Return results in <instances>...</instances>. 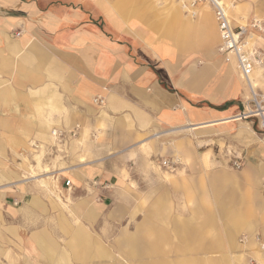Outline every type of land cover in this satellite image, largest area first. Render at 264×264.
Wrapping results in <instances>:
<instances>
[{"label":"crops","instance_id":"crops-1","mask_svg":"<svg viewBox=\"0 0 264 264\" xmlns=\"http://www.w3.org/2000/svg\"><path fill=\"white\" fill-rule=\"evenodd\" d=\"M222 3L233 25L264 14V0ZM197 7L0 0V264L264 260L262 130L239 116L248 89L217 49L213 8ZM256 43L264 56V32ZM249 75L264 93V60ZM181 126L190 128L168 132ZM55 128L76 135L56 146ZM193 133L207 144L235 138L241 169L186 163L163 184L149 160L167 149L164 138L182 151ZM24 171L28 180H17ZM8 176L16 180L3 189ZM48 186L58 195L36 189Z\"/></svg>","mask_w":264,"mask_h":264},{"label":"built area","instance_id":"built-area-1","mask_svg":"<svg viewBox=\"0 0 264 264\" xmlns=\"http://www.w3.org/2000/svg\"><path fill=\"white\" fill-rule=\"evenodd\" d=\"M222 1L193 0L194 3H207L213 8L220 36L217 49L222 54H231L234 57L235 68L248 89V96L242 98V109L239 116L243 118H257L262 130V140L264 143V93L252 86L249 75L256 63L263 64L264 56L261 47L256 42H248L251 33L260 34L264 32V14H253L247 23L233 25ZM94 101L99 105L104 104V99L100 96L94 98ZM51 133L57 143L63 144L67 143L70 136L76 135V128H55L52 129ZM161 163L168 168L174 169V162H171L170 159H163ZM236 166H239L237 162ZM64 184L70 187L71 180L66 179Z\"/></svg>","mask_w":264,"mask_h":264},{"label":"rangeland","instance_id":"rangeland-1","mask_svg":"<svg viewBox=\"0 0 264 264\" xmlns=\"http://www.w3.org/2000/svg\"><path fill=\"white\" fill-rule=\"evenodd\" d=\"M191 9L192 8H188L187 11H188V13H191L194 15L195 13H193V11ZM258 34L259 33H256V35H257L256 39L258 38ZM256 39L254 40L255 42H256ZM244 86H245V84H244ZM245 88H246V86H245ZM244 97L245 96H242V98H244ZM178 134H179L178 136H183V137L185 136V133H182V132L181 133L179 132ZM188 139L190 140V143L189 144H185V143L182 144L181 145L182 151H170V148H172L171 144L173 143L174 138H169V139L164 138L163 139L164 146L167 145V149H165L163 151V153H161V154L153 155L151 157V159L149 160L151 163H154L162 171L163 184L167 183L168 180L172 179L174 177L173 174H176L179 171H182V169L185 168L186 163L187 164H191V163L199 164V163L210 162V163L218 164L220 166H225L234 172L241 169V167L243 165L244 154L238 150H240V148L243 145L240 144L238 141H235V138L229 139V141H231V142L227 141L224 143H219V142H217L216 139H214L213 141H210V143L207 144L203 141V138L200 137V135L198 136V135L193 133V135H190ZM206 139H208V138L206 137ZM229 144H230V146H228ZM261 144H263L262 137H261ZM172 146H173V144H172ZM187 150H188V152H190L189 154H191V156H189V154H187L185 152ZM166 158L170 159L171 162H174V169H171V168H168V167L162 165V163H161L162 160L166 159ZM236 162L239 164V166H236ZM178 169H180V170H178ZM6 173H8V172H6ZM189 173L195 174L197 172L195 170H193V171H190ZM31 174L35 175L37 173L34 172ZM30 176L31 175L26 174V172L24 171L23 174L21 175V177L16 178V179L17 180L23 179V180L27 181ZM11 179L12 178H9V176H8V178L5 179V180H7L6 184L8 182L13 183L12 181L16 180V179L11 180ZM63 179H64V177H63ZM263 183L264 182H262V187H263ZM10 186H12V185H9L8 187H10ZM8 187H7V185H5L3 187V189L8 188ZM67 188L69 189V188H71V186L67 187ZM36 189H38L39 191H41V189H44L48 193L58 195L57 190H56V192H54L56 187H53V186L36 188ZM2 192H3V190H2ZM70 229H72V228H70ZM236 238H237V243L241 245V244L246 243V241L249 239V234L247 232L243 231V232L239 233ZM256 239H257V241H259L261 243L259 234H256ZM233 255H234L233 253L229 254L231 261H232L233 257L234 258L236 257V255L235 256H233ZM249 255L250 254H244V259H243L244 263L243 264H256V263H258L256 259L251 258ZM216 256L217 255H213L211 257H216Z\"/></svg>","mask_w":264,"mask_h":264},{"label":"bare ground","instance_id":"bare-ground-1","mask_svg":"<svg viewBox=\"0 0 264 264\" xmlns=\"http://www.w3.org/2000/svg\"><path fill=\"white\" fill-rule=\"evenodd\" d=\"M143 1V0H142ZM171 1V0H170ZM176 1H178V2H180V5H181V7L186 11V9H188V8H193V9H191L192 11H193V13H196L197 11V9H198V7H197V5L199 6V4L200 5H203V6H206V4L207 3H203V2H196V3H194L193 2V0H176ZM173 2V1H172ZM170 3V2H169ZM175 3V2H174ZM178 4V3H177ZM207 5H209V4H207ZM174 6V5H173ZM210 6V5H209ZM176 7V6H175ZM211 7V6H210ZM212 8V7H211ZM174 9H176V8H174ZM203 9V8H202ZM205 10V9H204ZM191 14V13H190ZM168 19H169V17H168ZM166 20V19H165ZM165 22V21H164ZM163 22V23H164ZM169 23V22H168ZM242 23V22H241ZM245 24V23H244ZM179 31V30H178ZM181 36V35H180ZM183 38V37H182ZM186 41V40H185ZM234 115H231V116H227V117H224V118H227V119H224V122L225 121H231V120H237L236 118H234L233 117ZM237 117V116H236ZM190 124V123H189ZM192 126H194V125H192ZM185 128H190V126H181V127H176V128H173V129H171V130H168V132H177V131H180V130H184ZM185 131V130H184ZM54 144L57 146V145H62V144H60V143H57L56 141H55V139H54ZM7 185V184H6ZM65 185V184H64ZM5 186V185H4ZM80 227V226H79ZM78 227V228H79ZM81 234V233H80ZM79 234V235H80ZM75 238V237H74ZM77 239V238H76ZM75 240V239H74ZM85 240V239H84ZM83 241V240H82ZM80 243V242H79ZM83 243V242H82ZM69 245H72V244H70L69 243ZM79 250H80V248H78ZM85 250H87V249H85ZM73 251H74V249H73ZM75 251H77V249L75 250ZM259 253H261V252H259ZM77 257V256H76ZM85 257V256H84ZM256 260H257V262H258V264H264V260H262V258H260L258 255H257V257L255 258Z\"/></svg>","mask_w":264,"mask_h":264}]
</instances>
